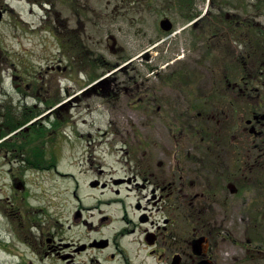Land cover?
Masks as SVG:
<instances>
[{
    "label": "flooded vegetation",
    "instance_id": "obj_1",
    "mask_svg": "<svg viewBox=\"0 0 264 264\" xmlns=\"http://www.w3.org/2000/svg\"><path fill=\"white\" fill-rule=\"evenodd\" d=\"M80 3V0H0V25L8 18L15 25V22L26 25L20 8L29 14L35 13L40 17V25L50 27L56 34L61 56H71L78 32L69 23L79 17ZM236 16L208 8L197 22L187 26L190 30L199 27L202 33L203 92L196 94L193 100L191 88L173 85L176 92L173 101L161 102L154 97L158 113L155 120L164 124V136L170 142V149H157L160 155L156 154L155 160L131 159L136 171L133 178L90 181L91 189H103L117 196L103 202L105 211L91 213L92 220L82 218L83 210L79 208L69 223L62 218H56L53 223L47 209L32 206L31 200L37 197L29 190L26 180L27 173L74 177L58 169L53 151L41 147L47 135L71 123L69 118L63 117V111L73 103H65L62 90L52 92L45 80L55 71L67 73L69 66L59 63L39 70V86L31 82L25 84L23 77L14 73L13 85L24 94L17 101L5 85L0 84L3 92L0 96V158H7L13 191L12 197L7 198L8 204L0 199V210L10 222L15 238L18 236L27 253L33 254L36 264H215L209 238L212 231H208L211 229L206 223L214 212L198 200L204 198L206 204H219V198L227 197L229 192L247 198L255 189L264 200V27L256 32L252 14L247 20H235ZM179 76L181 74H172L169 81L174 83ZM97 81L84 87L83 94L94 92L107 103L111 86ZM119 89L130 93V103L135 107L147 101L142 95L137 97L134 90ZM64 91L69 96L70 91ZM42 105L48 111L39 110ZM198 108L201 110L192 117L193 110ZM240 109L245 110L242 115ZM195 117L202 122L201 126L192 125ZM25 139L29 140V145ZM128 153L129 150L125 151L126 155ZM192 155L193 162H199L201 180L192 178L188 165ZM103 173L104 170H100L97 174ZM132 184L137 189L151 188V198L146 194L142 197L148 206L141 200L128 205L120 198V189H114L124 186L131 191L129 185ZM193 187L203 188L202 192L193 195ZM78 191H73L71 197L82 203L83 197ZM116 208L118 212L114 213ZM195 220H203V230L193 227ZM75 226L80 227L78 232ZM203 238L206 239L204 244ZM207 243L208 248L204 250Z\"/></svg>",
    "mask_w": 264,
    "mask_h": 264
},
{
    "label": "rangeland",
    "instance_id": "obj_2",
    "mask_svg": "<svg viewBox=\"0 0 264 264\" xmlns=\"http://www.w3.org/2000/svg\"><path fill=\"white\" fill-rule=\"evenodd\" d=\"M80 1L79 17L69 21V26L78 32L71 56H61V45L56 34L50 27H42L40 17L35 13L29 14L20 8L26 25H19L13 20L15 25L11 18L0 25V84L5 85L15 101L24 94L13 85L14 73L21 75L25 84L31 82L39 86L41 79L37 73L47 65L60 63L70 68L62 74L55 71L45 80L52 92L62 90L65 103H73L63 111V116L69 118L71 123L62 126L55 134L47 135L41 147L53 151L58 169L74 177L26 174L28 188L37 197L31 200L32 206L47 209L53 223L56 218L69 223L68 220L73 219V214L79 208L83 210L82 218L87 219L91 218V213L105 211L103 202L117 196L103 189H91L90 181L94 178L101 181L111 180V177L133 178L136 171L131 159L155 160L156 154L160 155L156 153L157 149H170V142L164 136V124L156 123L158 113L154 103L157 99L161 102L173 101L176 92L171 86L191 88L193 100L196 94L203 92L205 50L200 41L202 33L199 27L194 30L187 28L181 11L172 6L173 2ZM208 8L217 13L237 15L235 20H247L248 15L252 14L256 32L264 27V0H207L198 7L203 14ZM64 17L69 20L67 14ZM165 18H170L175 24L171 33L160 29L159 23ZM231 46L237 47V44ZM172 74L181 76L173 83L169 81ZM97 79L96 83L101 81L100 84L111 86V98L107 103L106 99L94 92L83 94L84 87H89ZM119 88L134 90L137 97L142 95L147 99L146 103L135 107L130 103V93ZM65 89L70 91L69 96ZM2 94L0 88V96ZM75 98L80 100L74 101ZM31 101L35 103L34 99ZM39 110L48 111L43 105ZM200 110H193L192 117ZM244 112V109H240L241 115ZM201 123L196 117L192 119V125L201 126ZM46 126L51 127L50 124ZM210 127H213V123ZM25 142L29 145L28 139ZM128 150L126 155L125 151ZM193 158L192 155L188 164L192 178L201 180L199 162H193ZM7 162V158H0V199L5 205L13 193ZM100 170H104L102 175L97 174ZM129 186L131 191L124 186L114 189H120V198L126 204L133 205L141 200L143 205L148 206L142 197L146 194L151 198V188L143 190L137 189L134 184ZM202 189L193 187V195L200 194ZM75 190H79L78 195L83 197L82 203L72 200ZM229 194L219 198V204H206L204 198L198 200L214 212L213 218L206 223L211 229L208 231H212L209 238L215 264H264V205H261L264 200L259 198L261 194L258 189L249 192L247 198ZM57 202L62 203L56 205ZM117 212L116 208L114 213ZM195 221L192 222L193 227L203 230V220ZM79 230L80 227L75 229L77 232ZM27 251L19 243L18 236L15 238L10 222L0 210V264H36L33 254Z\"/></svg>",
    "mask_w": 264,
    "mask_h": 264
},
{
    "label": "trees",
    "instance_id": "obj_3",
    "mask_svg": "<svg viewBox=\"0 0 264 264\" xmlns=\"http://www.w3.org/2000/svg\"><path fill=\"white\" fill-rule=\"evenodd\" d=\"M173 2L172 6H176L181 11L183 22L189 24L200 18L203 10L198 9L200 4H204L207 0H167ZM177 3V4H176ZM200 3V4H199ZM94 79V78H93ZM64 117V116H63Z\"/></svg>",
    "mask_w": 264,
    "mask_h": 264
},
{
    "label": "water",
    "instance_id": "obj_4",
    "mask_svg": "<svg viewBox=\"0 0 264 264\" xmlns=\"http://www.w3.org/2000/svg\"><path fill=\"white\" fill-rule=\"evenodd\" d=\"M1 16L2 15L0 13V21L2 18ZM159 25H160V28L165 32H170L174 27V24L170 18H165V19L161 20ZM201 242H203V244H204L206 242V239L203 238V240ZM207 248H208V243H207V245L204 246V250H207Z\"/></svg>",
    "mask_w": 264,
    "mask_h": 264
}]
</instances>
